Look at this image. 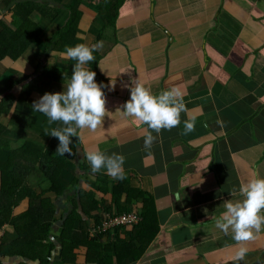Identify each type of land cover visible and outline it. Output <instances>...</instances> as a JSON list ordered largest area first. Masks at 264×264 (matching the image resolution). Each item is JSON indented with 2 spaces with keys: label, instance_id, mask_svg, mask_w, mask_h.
I'll list each match as a JSON object with an SVG mask.
<instances>
[{
  "label": "crops",
  "instance_id": "crops-1",
  "mask_svg": "<svg viewBox=\"0 0 264 264\" xmlns=\"http://www.w3.org/2000/svg\"><path fill=\"white\" fill-rule=\"evenodd\" d=\"M21 1L23 8L0 0V22L10 24L16 18L18 23L29 15L43 33L14 64L8 58L0 62V81L11 86L0 96V103L7 95L16 99L27 82L41 75L42 68L55 79L49 91H63L75 63L63 55L65 47L103 41V48L93 52L95 61L89 64L104 79L108 113L96 131L78 130L73 159L51 154L62 163V169H56L60 186L49 184L40 163L32 168L23 161L38 158V151L34 150L35 156H19L22 164L18 165L28 170L26 185L54 207L53 213L44 212L46 220H53L49 238L56 247L49 264H100L96 262L100 250H88L85 245L67 252L64 262L59 258L63 221L74 195L69 190L77 179L79 189L98 202L102 211L113 213L118 207L112 203L111 192L119 183L155 202L159 233L143 256L134 263L118 261L110 250V259L103 264H264V230L245 242L247 254L236 261L241 245L215 224L225 201L238 198L229 194L233 188L238 190L253 172L264 177V0H124L113 25L103 22V0H81L73 42L48 50L47 57L42 51L49 43L44 41H52L51 36L62 30L71 0ZM58 49L61 51L56 52ZM137 79L153 94L179 89L187 109L181 113L178 127L152 133L155 141L150 149L144 147L147 126L120 113ZM39 98L34 91L27 105L32 106ZM15 99L9 112L15 114L20 126L11 125L9 116H1L3 140L13 152L30 144L49 156L46 150L57 148L58 143L45 134V129L54 128L56 123L49 126L47 117L39 112L29 115L13 111ZM24 109L30 110L23 105ZM191 117H195V131L181 135L184 121ZM97 148L106 155L125 157V179L113 180L104 170L91 173L85 153ZM52 187L61 189L55 194ZM75 199L78 213L86 221ZM125 203L120 199L119 207ZM141 205L132 201L125 207L129 212H139ZM28 208L25 198L12 211V218L23 216ZM102 215L101 211L92 214L99 221ZM87 223L92 226L90 220ZM26 224H19L16 232L11 225H4L0 245L2 241L5 245L15 242L17 236L28 240L31 230ZM79 227L75 222L72 229L78 231ZM89 227L87 237L93 241L98 237H90ZM122 236L110 234L100 244L114 243L116 237L123 241ZM71 240L80 241L76 237ZM0 264L40 263L6 257L0 258Z\"/></svg>",
  "mask_w": 264,
  "mask_h": 264
},
{
  "label": "trees",
  "instance_id": "trees-1",
  "mask_svg": "<svg viewBox=\"0 0 264 264\" xmlns=\"http://www.w3.org/2000/svg\"><path fill=\"white\" fill-rule=\"evenodd\" d=\"M8 5L10 3L14 4L18 8H23L24 4L21 0H3ZM124 0H103L101 5V16L103 22L106 24H114L115 19L118 15V10ZM81 0H71L67 6L69 11V16L62 28V30H57L52 36L51 39L45 40L44 42L49 43L48 46H44L42 53L49 55L48 50H56V46H64L66 44H71L73 41V36L75 32V24L78 17V6ZM32 5V4H31ZM34 6V5H32ZM23 10V9H22ZM17 19L13 18V21L8 24L4 21L0 22V62L8 58L13 62V64L18 60L28 49L35 43L43 33V29L32 19H29V15L20 22H16ZM12 26V27H11ZM62 52H63V48ZM61 49H58L59 52ZM87 67L96 73L95 81L97 84L104 85V79L97 73L94 67L90 64ZM49 70L42 68L41 75L24 86L21 90L19 96L15 99L11 95L4 97V100L0 103V118L3 115H7L10 118L11 125L17 124L18 118L15 114L10 115V110L12 103L15 99V107L13 111L16 112H26L27 114H32V106L27 105L31 93L34 91L38 92L40 97L45 93H51L49 87L51 82H55V79H52L49 76ZM50 79V80H49ZM60 82H64V78L60 77ZM70 77L68 78V80ZM28 81L29 79H24ZM68 82V81H67ZM11 89L10 85L3 84L0 81V96L8 93ZM103 91V88H102ZM23 105L30 110H23ZM29 106V107H28ZM63 125L57 122L54 128L62 127ZM5 127L0 125V231L4 225H11L16 232L17 226L22 223H27L26 226L31 230V235L28 240H22L18 236L16 237L15 242L5 245L2 241L0 245V258L6 257H20L27 260L39 261L40 264H49L50 258L53 252L56 250V247L50 241V234L52 230L53 220L50 218L46 220L44 217V212L49 211L50 213L54 212L53 205H49L42 197L37 196L27 185H26V176L25 170L22 164L21 159L19 158L22 154H28L35 156V151H38V158L35 160H23L28 164L30 163L32 168L35 164L40 163V170L44 174L45 178L52 186H60L58 182L56 169H62V163L58 162L51 158V154H56V147L50 146L46 151L50 152L49 156H46L45 151L38 149L30 144H25L19 151L13 152L9 148V144L3 140V133ZM71 143L69 145L72 148V154L65 153L64 159L71 160L75 157L76 146L78 144L77 137H71ZM53 141L59 144L57 138L53 137ZM35 150V151H34ZM64 162V161H63ZM46 163V168H45ZM22 173V174H21ZM80 179L75 180L71 183V193H74L69 199L68 207L69 212L67 217L63 221L62 233L60 235V246L61 251L59 252V258L64 262L67 252H73L79 246L85 245L88 250L94 249L96 251L99 249L97 255L99 258L96 260L100 264H103L106 259H110L108 252L112 250V253L118 261L121 259L128 260L130 262H136L139 260L143 254L146 252L148 246L153 242L159 233V225L156 214L155 202L150 197L145 196L144 194L132 191L124 183H119L117 187L112 188L111 197H113V205L118 206L113 212L116 215L129 213V210L126 209V205L129 202H139L142 204L141 209L137 212L134 209V213L141 218V222L133 227L130 230L118 229L112 235H123V241L116 240L114 243H101V240L109 236H99L93 241H89L87 237L88 229V220L92 225H97L104 217L106 213H109L107 210L102 211L99 208V203L94 202L93 199H88L87 194L79 189ZM61 189V188H60ZM60 189H54L53 187L50 190H54L55 194L58 193ZM79 200V205L82 208V213L87 216L86 221L82 220L80 214L78 213V203L76 199ZM27 198L29 200V208L27 212L19 217L12 218V211L14 208L23 200ZM84 198H87L84 200ZM124 198L126 203L124 209L119 207V200ZM131 199V200H130ZM101 211L102 217L99 220L92 216L93 213ZM112 213V212H111ZM97 215V214H96ZM99 215V214H98ZM75 222H78L80 227L78 231H73V225ZM80 239L79 242H73L72 238ZM65 238H68L69 241H66ZM128 239V241H125ZM46 244V245H44ZM98 247V248H97ZM69 253V254H71ZM90 263V262H89ZM86 261V264H89Z\"/></svg>",
  "mask_w": 264,
  "mask_h": 264
},
{
  "label": "clouds",
  "instance_id": "clouds-1",
  "mask_svg": "<svg viewBox=\"0 0 264 264\" xmlns=\"http://www.w3.org/2000/svg\"><path fill=\"white\" fill-rule=\"evenodd\" d=\"M102 48L103 41H97L90 46L84 43L66 46L63 55L75 63L70 79L63 85V91L45 93L32 104L34 112L47 117L49 126L57 122L63 125L45 129L46 135L59 141L56 154H72V148L69 147L70 138L79 137L78 130L88 129L94 132L102 127L104 117L108 113L102 91L104 85L97 84L96 73L87 67L90 62L95 61L93 52ZM132 84L129 89L130 99L123 104L124 110L119 111L125 119L147 126L144 147L150 149L155 141L153 132L159 134L162 129L170 131L181 124L180 115L187 111L183 93L172 88L153 94L139 79L134 80ZM194 131L195 117H191L184 121L181 135L187 136ZM85 156L93 175L104 170L113 180L125 179L123 155H106L97 148L88 151ZM229 194L238 198L225 201L224 211L215 224L224 235H231V238L241 245L234 257L236 261H241L248 251L244 246L245 242L256 239L257 234L264 230V177L253 172L246 182L239 185L238 190L233 188Z\"/></svg>",
  "mask_w": 264,
  "mask_h": 264
},
{
  "label": "built area",
  "instance_id": "built-area-1",
  "mask_svg": "<svg viewBox=\"0 0 264 264\" xmlns=\"http://www.w3.org/2000/svg\"><path fill=\"white\" fill-rule=\"evenodd\" d=\"M141 222V218L131 211L116 215L106 213L99 224L89 227L90 237L106 236L115 233L118 229L130 230Z\"/></svg>",
  "mask_w": 264,
  "mask_h": 264
}]
</instances>
